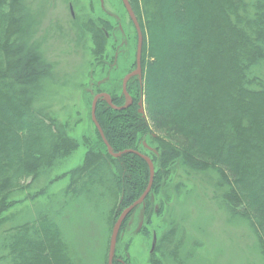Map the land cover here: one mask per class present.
Here are the masks:
<instances>
[{"label":"trees","instance_id":"obj_1","mask_svg":"<svg viewBox=\"0 0 264 264\" xmlns=\"http://www.w3.org/2000/svg\"><path fill=\"white\" fill-rule=\"evenodd\" d=\"M23 1L0 0V214L23 180L75 149L56 121L32 107L30 87L45 68L17 42ZM128 1L143 36L141 74L126 90L132 103L117 109L124 96L111 91L107 95L117 108L107 98L95 104L105 142L112 153H121H109L94 126L97 144L116 166L115 172L108 170L110 185L118 190L112 226L148 184L145 156L154 168L151 188L179 158L195 171L217 170L231 185L226 202L264 230V77L252 75L264 61V0ZM149 122L189 143L181 151L156 140L158 172L153 156L138 147ZM100 159L89 151L70 172L71 183H99L105 177ZM0 253V264H73L56 225L45 217L1 232Z\"/></svg>","mask_w":264,"mask_h":264},{"label":"rangeland","instance_id":"obj_2","mask_svg":"<svg viewBox=\"0 0 264 264\" xmlns=\"http://www.w3.org/2000/svg\"><path fill=\"white\" fill-rule=\"evenodd\" d=\"M21 14L17 42L45 68L30 87L32 107L56 121L75 149L22 181L10 195L11 206L0 214V233L49 218L73 264H107L118 206L108 170L113 173L116 166L97 144L91 105L94 97L111 91L124 96L122 106L128 104L133 76L123 80L136 69L135 29L121 0H24ZM252 75L264 77V61ZM160 139L189 149L181 137L149 122L138 147L153 156L156 172ZM89 151L101 158L105 177L85 187L72 184L70 172ZM159 177L124 221L115 264H264V230L249 213L226 202L223 195L231 185L222 174L212 168L192 170L179 158Z\"/></svg>","mask_w":264,"mask_h":264},{"label":"water","instance_id":"obj_3","mask_svg":"<svg viewBox=\"0 0 264 264\" xmlns=\"http://www.w3.org/2000/svg\"><path fill=\"white\" fill-rule=\"evenodd\" d=\"M125 10L130 18V20L132 21L136 33H137V44H136V69L134 71H132L131 73H129L128 75L125 76L124 80H123V84H125V82L127 81V79L131 76H135V75H140L141 74V49H142V40H143V36H142V31L140 28V25L136 19V16L130 6V3L128 0H121ZM106 97L107 98V102L109 105H111L113 108H117L114 107L112 105L111 99L108 95L106 94H99L96 97H94L93 101H92V105H91V119L92 122L94 124V126L96 127V129L98 130L102 140L104 141V143L107 146V149L109 151V153H111L113 156H119L121 153H112L111 150L109 149L108 144L105 142L102 130L99 126V124L96 121L95 118V104L96 101L100 98V97ZM132 102L131 98H129L128 104L122 106V107H118L117 109H121V108H125L126 106L130 105ZM140 108H139V112L140 113H144V109H143V105L140 102L139 103ZM124 152H130V151H124ZM145 160L147 161L148 165H149V180H148V184L145 188V190L143 191V193L139 196L138 199H136L131 205H129L127 208H125L117 217L115 223L113 224L112 230H111V235H110V240H109V248H108V254H107V264H113V257H114V250H115V246H116V240H117V235L120 229V226L122 224V222L124 221V219L126 218V216L128 215V213L133 210L136 206H138L139 204H141L145 197L148 195L151 185H152V180H153V175H154V168L152 165V162L149 160V158L145 157Z\"/></svg>","mask_w":264,"mask_h":264},{"label":"bare ground","instance_id":"obj_4","mask_svg":"<svg viewBox=\"0 0 264 264\" xmlns=\"http://www.w3.org/2000/svg\"><path fill=\"white\" fill-rule=\"evenodd\" d=\"M143 114V113H142Z\"/></svg>","mask_w":264,"mask_h":264}]
</instances>
